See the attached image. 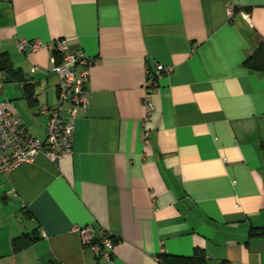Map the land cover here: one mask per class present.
I'll return each instance as SVG.
<instances>
[{"label": "crops", "instance_id": "0c3cea01", "mask_svg": "<svg viewBox=\"0 0 264 264\" xmlns=\"http://www.w3.org/2000/svg\"><path fill=\"white\" fill-rule=\"evenodd\" d=\"M17 37L65 39L93 62L71 153L0 173V264H98L73 230L87 224L114 242L100 264L195 248L208 264H264V72L243 65L264 0H0V100L44 140L59 77ZM156 64L172 71L144 122Z\"/></svg>", "mask_w": 264, "mask_h": 264}, {"label": "built area", "instance_id": "2783aa9c", "mask_svg": "<svg viewBox=\"0 0 264 264\" xmlns=\"http://www.w3.org/2000/svg\"><path fill=\"white\" fill-rule=\"evenodd\" d=\"M227 13L232 15V6H227ZM15 45L19 51H50L52 70L58 75L56 106L43 105L41 111L48 114L46 137L40 140L31 136L23 127L20 118L11 112L8 103L0 100V173L6 174L23 162L32 161L43 153L51 161H57L62 154L71 153L73 129L77 111L88 106L87 82L93 59L82 50L69 51L65 39L43 42L38 38L17 37ZM54 52L60 55L57 61ZM32 69V71H34ZM172 71L171 66L156 64L153 71H147L143 84L142 104L143 120L148 121L154 109L153 91L158 79ZM149 144V139L145 138ZM84 247L93 252L96 259L109 262L112 259L113 239L105 229L99 230L96 238L92 225L74 226Z\"/></svg>", "mask_w": 264, "mask_h": 264}, {"label": "trees", "instance_id": "16d2710c", "mask_svg": "<svg viewBox=\"0 0 264 264\" xmlns=\"http://www.w3.org/2000/svg\"><path fill=\"white\" fill-rule=\"evenodd\" d=\"M57 61L60 58L58 53L54 52ZM4 65V60L2 61ZM243 65L252 71L264 72V41H258L252 52L244 59ZM8 65L6 64V69ZM13 74L16 75L17 71H13ZM261 147L264 148V142L261 143ZM15 246L18 248L22 246V239H15ZM161 264H208L206 253L201 248H195L193 253L188 256L183 255H172L161 253L158 256ZM97 263L100 264V260L97 259Z\"/></svg>", "mask_w": 264, "mask_h": 264}]
</instances>
